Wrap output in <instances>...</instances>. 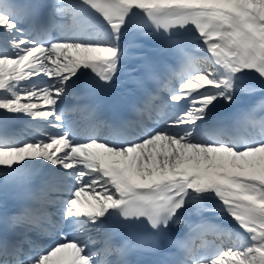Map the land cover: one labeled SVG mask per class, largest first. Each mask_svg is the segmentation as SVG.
<instances>
[{
	"label": "snow or ice",
	"instance_id": "1",
	"mask_svg": "<svg viewBox=\"0 0 264 264\" xmlns=\"http://www.w3.org/2000/svg\"><path fill=\"white\" fill-rule=\"evenodd\" d=\"M118 83L141 93L115 126L132 134L65 123L58 104ZM0 114L46 133H0V187L44 174L5 221L0 264H130L162 239L179 264H264V0L0 3ZM181 223L188 240L170 238ZM140 226L147 236L117 242Z\"/></svg>",
	"mask_w": 264,
	"mask_h": 264
},
{
	"label": "bare ground",
	"instance_id": "2",
	"mask_svg": "<svg viewBox=\"0 0 264 264\" xmlns=\"http://www.w3.org/2000/svg\"><path fill=\"white\" fill-rule=\"evenodd\" d=\"M203 54H204V53H203ZM28 121H29V124H34L32 121L29 120V118H28ZM205 215H206V216H209L210 219L217 218V217H215L213 214L206 213ZM187 219H191V220L195 219V220H196L197 217L192 216V217H189V218H187ZM226 219H227V222H228V223L232 224L233 227H236V226L234 225V223L231 222L230 218H226ZM222 222H224V221L222 220Z\"/></svg>",
	"mask_w": 264,
	"mask_h": 264
},
{
	"label": "rangeland",
	"instance_id": "3",
	"mask_svg": "<svg viewBox=\"0 0 264 264\" xmlns=\"http://www.w3.org/2000/svg\"><path fill=\"white\" fill-rule=\"evenodd\" d=\"M23 102V101H22Z\"/></svg>",
	"mask_w": 264,
	"mask_h": 264
}]
</instances>
